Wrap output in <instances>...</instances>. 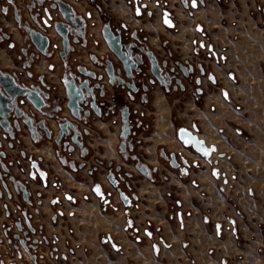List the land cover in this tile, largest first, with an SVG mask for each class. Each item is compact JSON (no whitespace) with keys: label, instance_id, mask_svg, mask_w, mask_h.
<instances>
[{"label":"crops","instance_id":"1","mask_svg":"<svg viewBox=\"0 0 264 264\" xmlns=\"http://www.w3.org/2000/svg\"><path fill=\"white\" fill-rule=\"evenodd\" d=\"M143 1L154 9L152 17H134L126 0H108L104 8L137 29L169 65L196 63L203 72L195 70L183 80L185 90L169 100L155 89L153 132L140 136L137 152L152 167L159 165L157 148L164 146L192 166L166 169V179L154 183L117 154L118 126L95 122L98 133L89 141L94 155L89 165L95 159L113 161L133 173L136 200L126 209L104 168L94 178L87 169L68 171L48 146L41 153L50 184L42 190L33 218L41 234L36 236L43 238L41 264H264V240H256L264 238V0H195V7L180 0H163L165 6L159 7L153 0ZM165 9L173 27L162 20ZM196 42L204 50L198 51ZM4 50L0 48V67L10 69ZM213 54L225 58L218 63ZM48 64L60 73L57 57L42 58L36 70L46 71ZM180 127L214 147L208 159L183 147L176 134ZM54 179L75 200L64 199L62 217H55L52 205L58 194ZM94 179L112 193L108 210L92 192ZM227 221L231 232L223 236ZM128 222L138 232L126 230ZM7 224L0 199V231ZM148 230L154 236H146ZM3 259L27 264L0 240V264Z\"/></svg>","mask_w":264,"mask_h":264},{"label":"flooded vegetation","instance_id":"2","mask_svg":"<svg viewBox=\"0 0 264 264\" xmlns=\"http://www.w3.org/2000/svg\"><path fill=\"white\" fill-rule=\"evenodd\" d=\"M30 1L12 0L13 6L7 0H0V48L5 49V54L9 57L11 64L10 69L0 67V72L3 75L8 74L14 84L22 88H30L43 100V104L37 107L26 96H18L16 106L22 112L21 115L16 117L13 111L5 109L0 114V199H2L4 216L9 221V224L3 226L0 231V240L11 249L19 251L22 256L23 252L29 257L35 255V260H31L41 264L38 249L43 238L36 236V234H40V229L33 224V218L38 214L43 196L42 190L50 184L49 173L45 167L47 161L41 152L50 146L58 162L66 170L78 172L87 169L88 175L92 178L96 176L100 167L104 168L103 173L106 181L118 193L126 209H129L136 200V194L131 186V180L134 178L133 173L125 171L121 164H115L113 161L104 162L95 159L94 163L89 165L90 159L94 157L89 141L98 133L95 129V122L118 126L117 154L124 163L132 164L139 175L141 174L136 170L135 165L144 163L151 171V177L146 178L141 175L144 178L158 183L166 179V169L188 170L192 164L181 154L168 151L164 146L157 148L159 165L150 167L137 152V147L142 143L141 135H149L153 132L152 101L155 89L157 87L162 89L165 97L169 100L178 90H185L183 80L191 79L195 70L203 71L201 66L196 63L175 61L174 64L169 65L167 59H160L150 49L146 41L140 37L137 29H129L122 20L116 18L110 9L104 8V3H107L108 0H49L46 2V5L49 6L56 5L61 1L72 7V13H69L67 21L66 18H62L59 11H50L53 19L62 22L60 30L65 33L68 41L66 52L61 55L63 38L54 31L51 25L52 21L46 17V25H49L47 28L32 22L30 12L26 8ZM126 1L131 6L134 17L149 18L153 16L154 9H147V4L143 0ZM180 1L186 6L187 2H192L189 0ZM153 4L154 7H159L154 1ZM162 6H165V1ZM39 11L40 17H43L44 9L40 8ZM165 18L170 20L171 26L164 24L173 27V22L166 9L162 14L163 22ZM106 24L110 26L114 35L120 36L122 43L135 41L138 47L144 46L147 50L152 51L160 62H167L164 71L168 72L171 80L167 89L160 85L152 75L148 63L139 65L140 71L135 75L133 88L129 89L124 83H118L119 78L123 81L129 80L125 78L119 61L108 49L102 36V28ZM27 28H33L48 37L49 48L46 54H40L30 43ZM195 45L198 47V51L204 50V46H199L198 42ZM91 46L94 47L93 50L90 49ZM135 51L141 53L137 47ZM214 55L217 56V54H213L210 57L216 61ZM53 57L58 58L61 66L59 74H55L53 64H48L46 71L36 70L42 58L52 59ZM108 59L113 64L115 75L113 83L109 82L110 78L104 71ZM178 65H184L191 71L188 77H184L183 73L178 70ZM171 67H174L175 70L171 71ZM118 69H121L120 72ZM177 78L181 79V83L184 85L183 90L177 86L175 82ZM80 83H83L89 91L87 92L88 96L83 97L80 104L82 109L79 110V116L76 117L67 107L66 86L76 91ZM174 86L177 88L174 89ZM45 94L48 95V98H44ZM84 96L86 95L84 94ZM3 98L0 89V100ZM6 107L11 108L8 104ZM123 114L126 115V127H129V133L124 140V149L121 150ZM170 119L172 122L175 120L173 113ZM72 126L73 130L70 129ZM66 128L69 130V136L78 132L76 139L79 145L71 141L66 146L54 144L56 138L64 137ZM180 143L183 147L192 149L181 141ZM172 153L179 163L178 168H173L170 165ZM198 154L203 157L200 153ZM109 175L111 180L108 178ZM51 184L58 190V194L52 199L55 217H62L64 215L62 207L64 199L72 200L73 203L75 200L68 194L64 195L57 179H54ZM21 185L28 193L26 199L23 198ZM95 185L100 186L104 193L103 198L94 193ZM118 186L127 195L126 197L120 194ZM92 192L101 200L102 209L108 210L111 206V191L106 190L100 181L94 179ZM123 199L127 200L126 204ZM13 229L15 232H12ZM128 229L138 232L131 222L126 225V230ZM152 235L154 236L149 230L146 232V236L151 237ZM1 261L4 264L5 259ZM9 264L12 263L9 262Z\"/></svg>","mask_w":264,"mask_h":264},{"label":"water","instance_id":"3","mask_svg":"<svg viewBox=\"0 0 264 264\" xmlns=\"http://www.w3.org/2000/svg\"><path fill=\"white\" fill-rule=\"evenodd\" d=\"M9 2V0H7ZM49 0H31L30 3L26 5V8L30 12V19L32 22H34L37 25L43 26L44 28L49 27V25H46L45 17L48 20L52 21V28L56 33H58L63 38V51L60 52L61 55L65 54L67 49V38L65 36V33L60 30V26L62 25V22L53 19L50 11L51 10H57L61 13L62 18H66L65 20H69V13H72V7L65 3V2H58L56 5H46V2ZM187 1V0H182ZM14 6V3L9 2ZM191 6H193V1L190 2ZM196 5V2H195ZM194 7V6H193ZM44 9V16L40 17V11L39 9ZM165 20V19H164ZM169 20V19H168ZM170 21V20H169ZM74 25V23H73ZM169 25V24H167ZM171 25V22H170ZM27 31L29 33L30 43L34 46V48L42 55L46 54L48 48H49V39L45 35L41 34L40 32L34 30L33 28H27ZM102 36L106 42V45L108 46V49L114 54V56L119 61L122 70L124 71L125 78L129 81H123L122 79H118V83H124V85L131 89L134 86V79L136 73L140 71L139 65H143L144 63L149 64L150 72L155 77V79L158 81L160 85H162L165 89L168 88V85L171 83L170 77L168 75L167 71H164V68L167 67L166 61H159L156 55L150 51L147 50L144 46L138 47L137 43L135 41H128L125 43L121 42V38L119 35H114L113 32L110 29V26L108 24L104 25L102 28ZM136 47L140 49L141 53H138L135 51ZM121 69H118V72H120ZM171 71H174L175 68L171 67ZM178 70H180L184 77H188L190 70L187 69L184 65H178ZM105 73L109 76V82L113 83L115 79L114 75V69L112 62L108 59L106 60V66L104 67ZM99 78V77H98ZM11 77L8 74L3 75L0 72V89L1 93L3 94V99L0 100V114L4 112L5 110L13 111L16 117H19L21 115L20 109L16 106V98L18 96H26L28 100H30L34 105L39 107L43 104L42 97H38L36 93L33 90H30V88H22L19 85L14 84L11 81ZM177 86L180 87L181 90L184 89V85L181 83V79L177 78L175 80ZM177 86H174V89L177 88ZM88 88L84 86L83 83H80L77 86V90L74 91L73 88H69L66 86V99H67V107L70 108L72 113L78 117L79 116V110L82 109V106L80 105L82 103L83 97H87ZM84 94L86 96H84ZM44 98H48V95L45 94ZM10 105L11 108H7L6 105ZM2 116V115H1ZM3 117V116H2ZM123 126L121 131V137L123 138V141L121 142V150L124 149L125 146V139L129 133V127L127 125L126 121V115L123 114ZM64 126V125H63ZM71 130L74 129V127H70ZM195 130V128H194ZM78 132H74L72 136H69V130L66 128L64 130V137L62 139H59L60 137L56 138L54 140V144L56 145H62L66 146L69 141L76 143L79 145L76 139V135ZM177 137L178 139L185 145L190 146L194 151L197 153H200L203 157L209 158L211 153L214 151L213 146H206L204 144V141L197 137V135L188 129L185 128H179L177 131ZM61 140V142H60ZM170 165L173 168H178L179 163L176 161L175 155L172 153L170 155ZM136 170L143 175L146 178L151 177V171L150 169L144 164H137L135 165ZM40 175L42 173L39 171ZM108 178L111 180V176L109 175ZM113 183V182H112ZM99 187V194L95 189ZM21 190L23 191V198L26 199L28 193L25 191L24 186H20ZM94 193L103 198L104 193H102L101 188L99 185H95L93 187ZM124 203H127L126 199H123ZM31 259L35 260V255H30Z\"/></svg>","mask_w":264,"mask_h":264},{"label":"built area","instance_id":"4","mask_svg":"<svg viewBox=\"0 0 264 264\" xmlns=\"http://www.w3.org/2000/svg\"><path fill=\"white\" fill-rule=\"evenodd\" d=\"M154 1V3H156V4H158V5H161L164 1L163 0H153ZM214 57H215V60L217 61V62H222L223 60H224V56H222V55H218L217 54V56L216 55H214ZM206 159H208V158H206ZM233 224V223H232ZM23 257L25 258V260L27 261V264H38L37 262H33L32 260H31V258L29 257V255L28 254H26V253H24L23 252ZM3 263L4 264H9V262H5V261H3Z\"/></svg>","mask_w":264,"mask_h":264},{"label":"rangeland","instance_id":"5","mask_svg":"<svg viewBox=\"0 0 264 264\" xmlns=\"http://www.w3.org/2000/svg\"><path fill=\"white\" fill-rule=\"evenodd\" d=\"M231 228H232L231 223L229 221H227L226 224H225L224 231H223L222 235L225 236V234L227 232H231ZM235 237H236V235H235ZM256 240L260 241V244H261L263 242L264 238H259V239L256 238Z\"/></svg>","mask_w":264,"mask_h":264},{"label":"snow or ice","instance_id":"6","mask_svg":"<svg viewBox=\"0 0 264 264\" xmlns=\"http://www.w3.org/2000/svg\"><path fill=\"white\" fill-rule=\"evenodd\" d=\"M9 2H11V0H9ZM193 6L195 7V0H193ZM164 23L165 24H169V26H171L170 25V21L167 19V18H165V20H164ZM43 175V174H42ZM95 191H97V193L99 194V187H97L96 189H95ZM55 202V201H54Z\"/></svg>","mask_w":264,"mask_h":264},{"label":"trees","instance_id":"7","mask_svg":"<svg viewBox=\"0 0 264 264\" xmlns=\"http://www.w3.org/2000/svg\"><path fill=\"white\" fill-rule=\"evenodd\" d=\"M117 188H118L120 194H123L125 197L127 196L125 193L122 192L123 190L120 188V186H118Z\"/></svg>","mask_w":264,"mask_h":264},{"label":"bare ground","instance_id":"8","mask_svg":"<svg viewBox=\"0 0 264 264\" xmlns=\"http://www.w3.org/2000/svg\"><path fill=\"white\" fill-rule=\"evenodd\" d=\"M165 107V106H164ZM159 108V107H158ZM161 108V107H160ZM161 115V114H160Z\"/></svg>","mask_w":264,"mask_h":264}]
</instances>
